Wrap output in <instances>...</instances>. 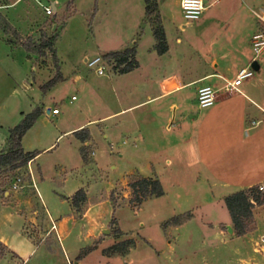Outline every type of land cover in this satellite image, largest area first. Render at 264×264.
Masks as SVG:
<instances>
[{"label":"rangeland","instance_id":"374dc122","mask_svg":"<svg viewBox=\"0 0 264 264\" xmlns=\"http://www.w3.org/2000/svg\"><path fill=\"white\" fill-rule=\"evenodd\" d=\"M153 1L156 9L147 17L143 0H0V142L6 129L20 121V112L26 114L36 107L41 109V114L20 142L23 150L36 156L25 168L0 174V235L18 251H25L27 244L34 245L33 251L21 263L10 252L0 248V264H75V257L89 246H94V249L77 261L78 264H264V255L259 250L260 245L264 246L259 243L264 237V204L254 205L244 235L225 236L223 224L229 217L227 211L216 205L209 208L205 203L208 189L204 185L209 184V174L202 167L193 165L189 151L183 145L170 154L167 146L161 143L162 139L168 143V137L177 127L175 124L170 133L164 131V118L168 113H158L163 103L176 102L184 96L187 99L184 114L201 116L210 109L197 113L195 86L188 87L180 96L162 97L121 117L126 120L122 129H130L133 125L139 127L144 136L142 142L113 136V130H104L115 119L90 123L88 129L94 143L82 149L85 155L89 150L93 151L91 159L99 161L97 166H91V163L82 165L77 142L70 135L62 134L75 121L98 119L115 108L109 82L112 69L106 65L114 66V62L104 60L100 56L101 51H119L121 45H129L131 39L137 41L143 36L139 56L141 61L147 59L146 48L150 41L144 24L148 23L151 29L156 15L159 22L161 19L165 23L167 32L164 64L155 68L143 66L138 75L123 79L141 80L147 84L151 75L172 66L181 72H196L201 69L199 54L208 57L224 54V42L218 44L214 39L224 41L231 35L232 27L225 30L224 18L229 19L234 8L233 0H219L182 33L176 28L183 23L178 1ZM51 2L55 9L46 15L43 8ZM224 9H227L225 13ZM261 11L258 14L252 12L258 26L256 31L249 35L248 42L240 38L238 43L240 46L236 53L248 62L241 64L243 67L254 60L251 36L261 28L264 2ZM232 15L234 20H240L242 12L236 11ZM237 35L241 37V34ZM52 37L53 53L45 50L41 57L20 45L27 39L38 44ZM132 45L135 47L134 43ZM94 56L106 62L100 63L102 75H96L83 63V58ZM255 61L260 66L261 75L254 73L242 81L239 89L264 84V49ZM57 73L59 79L54 85L42 89ZM116 82L114 91L117 89L124 104L137 101L140 92L133 91L129 82L122 79H116ZM125 85L129 88H124L127 87ZM163 85L168 89L174 83L171 79ZM219 92H223L222 89L217 94ZM131 93L132 96H126ZM70 96L75 100L68 103ZM236 99L240 104L242 100L245 102L242 104L250 109L252 117L260 118L251 103L241 96ZM54 106L59 114L47 116L45 109ZM151 116L157 122V129L149 127ZM178 116L177 111L176 120ZM262 127L264 124L258 128ZM174 134L177 135L178 131ZM200 139L198 147L203 138ZM53 141L49 149L41 152ZM193 143L191 147H197ZM261 153L264 156L263 150ZM147 160L154 162L147 165ZM142 177L156 178L163 195L132 207L127 184ZM15 178H19V182L13 188ZM79 188L86 193L89 202H83L78 209L71 208L67 201L62 203L64 196H72ZM216 191L215 188L208 190L212 194ZM4 192L9 196L7 193L3 196ZM92 204L96 206L90 209L88 222L94 219L100 225L96 228H101L100 231L97 229L94 239L87 238L80 225L69 224L59 246L49 237L51 234L46 240L36 243L42 240L48 229L45 213L53 218V215L68 216L70 212L78 221ZM177 215H189V221H182L177 226L188 222L175 231L174 226L165 223ZM24 230L32 239L27 238ZM101 230H107V233L102 234ZM119 243L123 248L103 254L105 249Z\"/></svg>","mask_w":264,"mask_h":264},{"label":"crops","instance_id":"0c3cea01","mask_svg":"<svg viewBox=\"0 0 264 264\" xmlns=\"http://www.w3.org/2000/svg\"><path fill=\"white\" fill-rule=\"evenodd\" d=\"M177 1L179 2V0ZM218 1L219 0H216L215 2H213L212 0H203L204 10L202 14L208 8L214 6ZM263 2L264 0H233L231 2L234 4L232 5L234 8L231 12L234 13L236 11H241L242 17L240 18V20H234V16L231 13V15H229L230 20L224 18L225 30L228 29L229 31V29L232 27L231 35L227 38H224V41L219 38L214 39V42L218 44L224 42V54L218 53L210 57H208V55L201 56L199 54L201 59V69L197 70L196 72L189 71L188 73H185L176 70L172 66L169 69H165L160 72L154 73V75H151V77H149L150 80L147 84L144 83L145 81L141 80L138 82V80L133 81L129 79H123L126 76L127 78H129L133 74L138 75L143 66L148 65L149 67L151 66L150 68H155V66H162V64H164V60H162L164 57V53L158 55L153 49L154 39L152 37L151 29L148 23H145L144 25L147 27L146 35L148 36L150 41L148 47L146 48V55L149 59L144 58L142 59V61L140 60L139 44L143 36L140 39H137V41L131 39L129 45H121L120 47L122 48L121 50H123L132 46L133 43L135 44L134 61L136 63V66L127 73H118L119 67L106 64V62L100 57L103 63H105L112 69V78L109 79L111 87L110 92L116 106L114 109L110 110L104 117H99L98 119L92 118L83 121H75L74 124L69 127V129L62 133L70 135L77 142V147L79 148L78 156L80 163L82 165L91 163V166H97L99 163L97 159H91L94 156L92 150H89V153L85 155V152L82 149V147H88L91 145V143H94L92 134L88 129L90 123L92 124L96 121L100 122L101 120L106 118L115 119V121L109 127H104V130H113V136H120L121 138H129L137 142H142L144 136L142 135V131L140 132L137 125L131 126L130 129H122V126L126 124V120L124 118H121L124 114L132 112L138 108L148 106L149 104H153L162 97H168L174 94H178V96H180L181 93H183L188 87L191 86H195L193 89L195 95L196 89L202 85H210L219 90L223 86L225 81L232 80L234 74L239 69L244 68L243 66H241V64L248 63L245 62L246 60L243 59V57L239 56V54L236 53L238 52V48L240 46V44L238 43L240 38L248 42L249 35L256 31V29L258 28L257 22L252 16V12L256 14L262 12L261 5ZM228 8L229 6H227V9ZM227 9H224V13L227 11ZM160 25L163 29L164 38H167L166 26L161 19ZM180 26L181 25L176 26L177 30L180 33L184 32V30L188 27L186 26L184 28H180ZM238 33L241 34V37L237 35ZM229 46H231V48ZM195 51L196 50H194V52ZM110 52L115 51L102 50L100 56H103L104 54ZM86 59L87 58H83V63H85ZM257 65V74L261 75L260 66L259 64ZM75 79L77 80V78ZM116 79H122V81H126L127 83L129 82L130 86L133 88V91L137 90V92L141 93L137 95V101L127 104H124L122 102V100L118 96L117 89L114 91V84L117 83ZM171 79L174 85L168 89H165L163 82ZM200 83L204 84L200 85ZM241 85L242 83L238 86V92H234L232 94L219 92L214 104L210 106V109L208 108L209 110H207V112L203 113L201 116H191V114L187 113L184 114V109L186 106L185 101H187L184 96H182L183 99H177L176 102L175 100L167 101L166 103H163V107L158 109V113H168V115L164 118V131L166 133H170L172 131V127L175 124L177 125L176 129H174V131L172 132L173 134L168 137V143H165L166 141L162 139L163 141L161 143L164 146H167L168 152L172 154V152L176 151L179 146L183 145L186 150L189 151L188 155H190V161H192L193 165L202 167L209 174L207 178L208 180L206 179L209 184H205L204 186H207L208 190H211L212 188H215L217 190L214 194L208 192V190L206 191L207 198L205 199V203H208V205L206 206H208L209 208L212 207V205L214 208L215 205L218 207H224L222 203V198L224 196H227L239 190L247 189L252 186H257L264 182V156H262L261 153L262 150L264 151V127L258 128L259 125L264 124V84H256L251 87L246 86L243 87V89H239ZM125 86L127 87L124 88H129L128 85ZM126 96H132V93ZM239 96H241L242 99H245L248 103H251L257 109L260 118L251 116L252 112H250V109L248 107L246 108L245 105L242 104L245 102H243L242 100L240 104V102L236 99ZM71 97H73V99H71ZM74 100V96H70L67 102L71 103ZM53 108L57 109V107L55 106L51 109ZM196 109L198 114L200 110H202L198 108L197 105ZM46 110H48L47 113ZM49 110L50 109L48 108L45 109V114L47 116L55 117L59 114L58 111L56 115H51L49 113ZM177 111L179 112V116L176 120L175 117ZM23 115L24 114L20 112L18 118L20 117L21 119ZM149 127H151V129H157V122L152 116L150 117ZM9 129L10 128L6 129L5 137L0 142V152L3 151L6 146L7 131ZM177 131L178 134L175 135L174 133H177ZM106 136L107 135H105V138ZM200 137H202L203 140L201 142L202 144H199L200 147H198V142L199 140H201ZM121 142L122 144H124L123 139L121 140ZM193 142H195L199 149H197L196 146L191 147L192 145H194ZM53 143L54 141L43 148L41 152L49 149L53 145ZM110 147L111 146H109V149ZM23 151L31 152L25 150ZM118 154L119 157H122V153L118 152ZM32 160L33 159H31L28 164ZM145 162L147 165H152L154 161L150 162L147 160ZM167 164H170V162L167 161ZM219 178L221 180H219ZM257 179L258 181H254ZM30 185L33 187L31 179ZM79 189H76L73 194ZM6 193L7 196H9L8 192H4L3 196H5ZM84 195V202H89L85 192ZM70 196L71 194H67L66 196H64L62 198V203L64 201H67L70 206ZM95 206V204H92L91 206L89 205L86 211L82 213L78 221L74 220L73 216L70 215V212L68 216L61 217L53 215V218H50L47 213H45L48 221V229L42 237V240L36 241V243H40L41 241L46 240V237L51 234L49 237L54 239L59 246L62 236H65L67 234V226L69 224L72 226L80 225L85 229L87 238L91 240L94 239L97 229L98 231H100L101 228H96V225L98 227L100 225H98V223L94 219L90 221L91 223L88 222V213L90 212V209ZM70 207L73 208L72 206ZM188 221H185V223L180 226H174L173 229L175 231L178 230ZM223 226L224 235L230 237L229 235L231 234L232 237L233 233L229 217L224 220ZM24 232L28 236L27 238H31L26 230H24ZM0 244L4 246L5 250L10 252L11 255L20 260L21 263L24 262L26 258H28V256H30L34 247L33 244L32 246L27 244L30 247L26 245L25 251H18L14 249L9 244L8 240L1 235ZM259 250L264 255V246L260 245ZM78 263L79 262H76L75 264Z\"/></svg>","mask_w":264,"mask_h":264},{"label":"trees","instance_id":"16d2710c","mask_svg":"<svg viewBox=\"0 0 264 264\" xmlns=\"http://www.w3.org/2000/svg\"><path fill=\"white\" fill-rule=\"evenodd\" d=\"M143 3L144 15L148 17L155 11L156 4L153 0H143ZM151 23V33L155 41L153 48L158 55H161L166 52V44L163 29L157 15ZM52 42L53 37L47 38L38 44L27 39L25 41H21L20 45L26 51L36 53L41 57L44 56L45 50L53 53ZM134 53L135 47L132 45L120 51L104 54L103 59L114 62L115 67H119L118 73L123 74L131 71L136 66ZM57 79H59L58 73L50 81L45 83L42 86V89L45 90L50 88L54 85ZM40 114L41 109L39 107L32 109L30 112L24 114L20 121L7 131L6 146L4 150L0 152V174H8L10 172L23 169L27 166L28 162L36 156L33 152H24L21 148L20 142L25 132L32 126ZM127 186L129 187L131 193V199L129 202L132 204V207L141 205V203L149 198H156L163 195L160 183L156 178H136L131 180ZM69 199L71 206L78 209V206L85 201L84 192L79 189L72 196H70ZM222 203L228 213L233 235L242 236L246 232V222L252 216L251 211L254 205L259 206L264 204V189L260 191L257 186H252L244 190H239L224 196L222 198ZM188 219L189 215L186 217L183 215L173 216L165 223V225L169 224L177 226L181 224L182 221ZM114 231L118 232V230ZM121 247L123 248L122 243L112 245L110 248L105 249L103 254H109L113 249L116 251L120 250ZM0 248L5 250L4 246L1 244ZM93 249L94 246L86 247L75 257V261H79Z\"/></svg>","mask_w":264,"mask_h":264},{"label":"built area","instance_id":"2783aa9c","mask_svg":"<svg viewBox=\"0 0 264 264\" xmlns=\"http://www.w3.org/2000/svg\"><path fill=\"white\" fill-rule=\"evenodd\" d=\"M178 5L181 17L183 19V23L181 24L180 28L189 26L192 21L197 20L201 16L204 10L203 0H179ZM43 9L46 15L53 13L50 5H47ZM260 21L262 22L260 30L251 36V49L254 53L252 57V59H254L253 61H255L256 57L264 49V19L260 18ZM101 62H103L101 58L99 56H95L91 59H86L85 65L88 69L93 70L94 73L99 75L103 73V67L100 64ZM254 73L255 71L250 67L249 64L247 67L239 69L231 81H225L220 89H222L223 92H227L228 94L238 92V86L242 83V81L251 78ZM218 91V89H213L210 86L198 87L195 91V101L197 107L204 109L212 106L215 102ZM71 99H73V97H71ZM49 113L51 115H56L58 110L53 108L49 110ZM18 182L19 178H15L12 187L15 188ZM257 187L258 190L262 191L264 189V184H259ZM259 242L260 244H264V237H261Z\"/></svg>","mask_w":264,"mask_h":264},{"label":"water","instance_id":"95a60500","mask_svg":"<svg viewBox=\"0 0 264 264\" xmlns=\"http://www.w3.org/2000/svg\"><path fill=\"white\" fill-rule=\"evenodd\" d=\"M50 6L52 8V10H54V4L53 2L50 3ZM250 67L255 71V73H258V65L255 61H252L250 63ZM48 112V110H46V113ZM102 234H106L107 230H101ZM229 233H230V229H229Z\"/></svg>","mask_w":264,"mask_h":264}]
</instances>
